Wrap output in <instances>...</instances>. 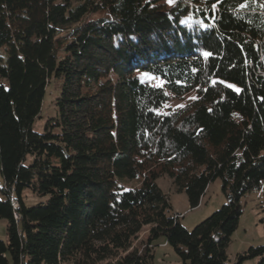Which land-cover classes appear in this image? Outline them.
Instances as JSON below:
<instances>
[{
    "label": "trees",
    "instance_id": "obj_1",
    "mask_svg": "<svg viewBox=\"0 0 264 264\" xmlns=\"http://www.w3.org/2000/svg\"><path fill=\"white\" fill-rule=\"evenodd\" d=\"M0 171V264H154L161 237L183 264H230L243 197L264 187V0H0ZM162 176L191 208L221 178L227 202L189 230Z\"/></svg>",
    "mask_w": 264,
    "mask_h": 264
},
{
    "label": "rangeland",
    "instance_id": "obj_2",
    "mask_svg": "<svg viewBox=\"0 0 264 264\" xmlns=\"http://www.w3.org/2000/svg\"><path fill=\"white\" fill-rule=\"evenodd\" d=\"M139 76L145 80L147 78V80L154 85L163 86L164 84V81L156 76H150L145 73H139ZM61 83L62 81L53 77L47 84L41 116L35 120L33 125L34 129L38 132H44L47 119L54 116L56 113L54 103L55 99L60 95ZM169 95V101L160 109V113H169L173 109L184 106L196 97L194 91L183 96H175L171 93H169ZM32 160L33 156L29 155L26 164H30ZM157 183L161 189L169 195V200L172 205L170 214H174L175 212L180 213L181 223L189 230H193L197 224L211 216L227 202L221 178L215 179L208 185L200 205L195 208L190 207L185 192L176 191L173 180L169 176L159 177ZM2 185L3 177L0 171V186ZM263 195L264 187L261 190L251 192L243 197L242 203L244 205V211L241 216L239 227L234 232L228 249L230 264H235L238 254L245 252L251 246L256 247L264 245V222L262 221L264 218V211L260 207V200ZM0 198H5L1 190ZM47 199L48 196H39L29 189L24 191V200L29 206L45 202ZM148 229L149 226L143 228L140 239L145 237ZM0 237L5 241L7 240V221L5 219H0ZM163 240L164 237H161L159 240L155 241L154 264H183L181 258L170 244L166 247L160 245V242ZM259 261L260 259L258 258L250 259L243 264H259Z\"/></svg>",
    "mask_w": 264,
    "mask_h": 264
},
{
    "label": "crops",
    "instance_id": "obj_3",
    "mask_svg": "<svg viewBox=\"0 0 264 264\" xmlns=\"http://www.w3.org/2000/svg\"><path fill=\"white\" fill-rule=\"evenodd\" d=\"M205 195V194H204ZM160 245L162 246H167L168 245V242L164 239L163 241L160 242Z\"/></svg>",
    "mask_w": 264,
    "mask_h": 264
},
{
    "label": "bare ground",
    "instance_id": "obj_4",
    "mask_svg": "<svg viewBox=\"0 0 264 264\" xmlns=\"http://www.w3.org/2000/svg\"><path fill=\"white\" fill-rule=\"evenodd\" d=\"M15 218L18 221L20 219V216L17 213H15ZM19 264H24V263L22 262V263H19Z\"/></svg>",
    "mask_w": 264,
    "mask_h": 264
},
{
    "label": "snow or ice",
    "instance_id": "obj_5",
    "mask_svg": "<svg viewBox=\"0 0 264 264\" xmlns=\"http://www.w3.org/2000/svg\"><path fill=\"white\" fill-rule=\"evenodd\" d=\"M205 55H209V53H205Z\"/></svg>",
    "mask_w": 264,
    "mask_h": 264
},
{
    "label": "built area",
    "instance_id": "obj_6",
    "mask_svg": "<svg viewBox=\"0 0 264 264\" xmlns=\"http://www.w3.org/2000/svg\"><path fill=\"white\" fill-rule=\"evenodd\" d=\"M19 215V214H18Z\"/></svg>",
    "mask_w": 264,
    "mask_h": 264
}]
</instances>
